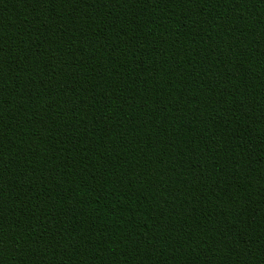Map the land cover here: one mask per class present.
Instances as JSON below:
<instances>
[{
  "label": "trees",
  "instance_id": "trees-1",
  "mask_svg": "<svg viewBox=\"0 0 264 264\" xmlns=\"http://www.w3.org/2000/svg\"><path fill=\"white\" fill-rule=\"evenodd\" d=\"M0 264H264V0H0Z\"/></svg>",
  "mask_w": 264,
  "mask_h": 264
}]
</instances>
